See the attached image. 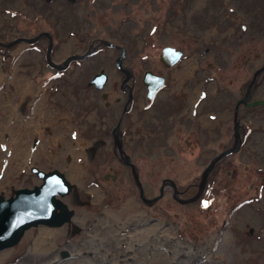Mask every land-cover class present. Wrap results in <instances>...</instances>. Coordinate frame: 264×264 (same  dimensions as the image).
Segmentation results:
<instances>
[{
    "label": "rangeland",
    "instance_id": "obj_1",
    "mask_svg": "<svg viewBox=\"0 0 264 264\" xmlns=\"http://www.w3.org/2000/svg\"><path fill=\"white\" fill-rule=\"evenodd\" d=\"M87 1L94 16L87 17L84 11L86 22H79L78 27L72 29L70 15H78L83 0L73 3L69 0H0V42L46 30L54 37L52 56L60 60L69 52L80 50L88 41V35H107L112 42L126 47V64L138 68L153 64V55L149 53L148 57L153 46L171 44L189 53L192 50L190 31L196 26L198 42L191 62L198 63V70L193 71L199 81L198 95L207 94L202 82L211 83L210 77L215 80V88L222 87L226 65L223 0ZM45 44L46 38L42 36L31 44L16 42L6 50L0 46V195L7 197L17 187L38 185L33 167L43 171L56 168L74 184L73 193L68 192L62 199L73 215L69 221L54 227H60V232L50 235L49 240L44 239L42 233H36L40 224L28 228L35 234L31 239L27 238L30 230L26 229L17 243L0 250V264H139L149 259L139 252L151 251L142 241L157 242L155 252L162 256L159 264H234V259L237 264H264V192L248 189L249 180L241 175L244 164L232 158L230 166L224 167L239 170L236 179L229 182L230 190L216 183L221 179L220 184H224V179L228 178L219 164L209 173L197 199L182 204L174 201L169 191H164L155 202L145 205L138 197L128 168L117 161L108 145H95L94 141H103L106 133L91 131L90 115L95 108L103 109V105L84 79L99 69H104L110 79L117 77L112 64L116 50L100 49L80 62H73L68 69L57 70L45 64ZM235 53H232V62L237 60ZM204 108L199 106V110ZM20 117L26 118L22 121ZM33 128H37L36 132L28 134ZM147 129L151 133L144 140L143 133ZM165 130L136 126L133 133L124 136V150L137 166L146 196L157 193L162 176L174 178L180 188L188 185L184 194L191 195L194 181L188 180L195 169L194 161L190 160L193 156L187 151L177 153L175 149L165 153L160 146ZM55 131H58L57 136H51ZM58 134L69 143L71 134L78 135L77 141L82 143L73 147L79 154L71 158L65 153ZM201 140L205 141L206 137L202 135ZM167 141L173 143L169 132ZM209 147L204 142L199 145L196 169H201L207 161ZM75 164L79 167L75 168ZM113 169L116 175L111 178ZM91 186L97 188L99 195L92 196ZM244 199L247 203H243ZM82 212L86 215L80 223L74 215ZM150 225L154 231L149 233L151 237L136 234L133 239L129 238L135 228L139 231ZM165 232L169 233V238L156 237ZM217 232H221V241H214ZM115 234L129 243L140 242L136 247L120 246ZM50 241L54 242V247ZM70 242L78 245L73 249L67 244ZM214 242L220 247L210 250ZM30 244L39 245L29 259L27 247ZM118 244L120 247H115ZM69 249L74 252L70 253ZM42 251L47 252L39 256L42 258L39 260L37 255ZM137 254L141 255L140 260Z\"/></svg>",
    "mask_w": 264,
    "mask_h": 264
},
{
    "label": "flooded vegetation",
    "instance_id": "obj_2",
    "mask_svg": "<svg viewBox=\"0 0 264 264\" xmlns=\"http://www.w3.org/2000/svg\"><path fill=\"white\" fill-rule=\"evenodd\" d=\"M69 2L73 3L74 0H69ZM87 2V0L81 2L82 6L78 15L71 13L72 29H76L79 22H86L83 14L87 17L94 16V10L88 6ZM223 3L226 65L222 87L215 88V86L217 87L215 80L210 77L208 80L211 83L206 82V85L205 81L202 82L204 85L202 88L207 87L205 88L207 94L205 95L202 91L203 95L201 96L196 92L199 90V81L196 80L193 74L195 69L198 70V63L191 62L193 55L196 54L195 49H197L198 42V37L195 35L197 33L196 26L190 31L192 50L189 53H184L182 47L171 44L153 46V49L150 48L151 50L148 52L149 58V53L153 55L151 57L153 64L151 66H139L138 68L126 64L124 61L126 54L124 45L112 42L109 36L101 34L88 35V41L80 50L69 52L60 60H55L52 56L54 37L46 30L40 29L31 36L22 35L7 42H0V46L3 50H6L16 42L31 44L44 36L46 38L43 53L45 64L57 70L68 69L73 62H80L100 49H115L116 54L113 57L112 64L117 77L110 79L104 69H99L89 78L84 79L87 86H89V90L101 98L103 105V109L97 110L95 108L90 115L93 125L91 131L99 130V132L106 133L103 141L98 139L94 142L98 147L100 144L108 145L117 161L123 164L115 152L119 144L128 155L129 161L135 166L139 179L136 164L124 150V136L126 133H133L136 126H142L143 128L153 126L159 130L166 128L165 134L160 137V146L164 152L175 149L177 153L187 151L193 156L190 160L191 162L194 161L195 169L192 178L188 181H194L191 183L194 191L191 195H186L184 193L188 185L180 188L174 178L162 176L156 194H158L161 186L163 188L158 198L163 195L164 191H169L171 198L178 203H180L178 199H188L193 196H196L193 200L197 199L204 188L209 173L219 164L223 168L227 165L230 166L232 158L244 164L241 175L248 178V189L251 191L261 189V193H263L264 0H223ZM84 11L86 13H83ZM32 37L33 40L30 42L17 40ZM232 40H234V44H232ZM120 46L124 48L122 55L120 54ZM164 47L173 48L178 52L175 60L171 61L168 58L162 60V49ZM233 52H236L235 58H237L234 62L231 60ZM117 57H120L118 64L116 63ZM148 61L150 62V60ZM80 89L82 90V88ZM220 100H222V103ZM199 106L205 108L199 110ZM30 108L35 109L33 105ZM86 126L89 127V125ZM167 132L172 136L173 143L171 144L167 141ZM150 133V129L145 130L143 139L146 140ZM202 135L206 137L205 141L201 140ZM203 139L205 138L203 137ZM203 142L207 144V147H209V143L211 147L206 153L207 161L198 170L196 169V166L199 165L198 149ZM143 144V148H145V142ZM210 162L204 185L199 189L198 185L202 172ZM123 165L128 168L132 178L130 166ZM223 173L228 176L224 179V184H220L221 179H217L216 183L230 190L229 182L236 179L239 170L236 167L231 168V170L224 168ZM35 175L39 182L40 178L36 173ZM112 175L115 177V169H113L110 177ZM195 178L197 179L195 180ZM170 182H172L175 189H173ZM156 194L150 197L145 194L144 196L149 199ZM156 200L144 204L148 206ZM243 203H247V200L244 199ZM220 233H216L217 237L214 241H221Z\"/></svg>",
    "mask_w": 264,
    "mask_h": 264
},
{
    "label": "water",
    "instance_id": "obj_3",
    "mask_svg": "<svg viewBox=\"0 0 264 264\" xmlns=\"http://www.w3.org/2000/svg\"><path fill=\"white\" fill-rule=\"evenodd\" d=\"M41 33L45 34L46 32ZM17 40L30 42L33 40V37L19 38ZM119 48L120 54L122 55L124 48L123 46ZM162 53V60L168 58L173 61L178 55V52L170 47H164ZM119 60L120 57H117V64ZM115 152L123 164L130 166L132 178L141 201L143 203H150L156 200L161 195L163 187H160L158 194L154 197L149 199L146 198L143 194L136 168L129 161L128 155L119 144ZM211 162L202 172L201 180L198 185L199 189L204 185L205 175ZM32 170L40 178L38 185L17 187L13 189V194L7 197L0 195V250L17 243L24 231L31 226L40 224L47 227H56L69 221L72 217L73 211L61 199V197L65 196L71 190L70 188L72 185L66 178L64 172L56 168L43 171L33 167ZM111 178H114V175H112ZM170 184L173 189H175L172 182H170ZM195 197L196 196L188 199H178V201L184 203L193 200Z\"/></svg>",
    "mask_w": 264,
    "mask_h": 264
},
{
    "label": "bare ground",
    "instance_id": "obj_4",
    "mask_svg": "<svg viewBox=\"0 0 264 264\" xmlns=\"http://www.w3.org/2000/svg\"><path fill=\"white\" fill-rule=\"evenodd\" d=\"M197 2H198V0H197ZM199 2H201V1H199ZM184 72V71H183ZM181 74V73H180ZM186 74V73H185ZM183 76V75H182ZM178 78V77H177ZM181 80V79H180ZM182 81V80H181ZM18 83V82H17ZM181 84V83H180ZM17 85V84H16ZM196 92H198V91H196ZM193 93V92H192ZM191 94V93H190ZM200 96V95H199ZM198 99V98H197ZM25 108H26V106H25ZM5 110V109H4ZM3 111V110H2ZM37 112V111H36ZM2 113V112H1ZM26 118V117H25ZM25 118L23 117H20V119L22 120V121H24L25 120ZM20 120V121H21ZM28 120V119H27ZM207 120V119H206ZM21 121V122H22ZM203 122H205L204 120H203ZM24 123V122H23ZM26 123V122H25ZM28 124H30V122L28 123ZM32 124V123H31ZM24 125V124H23ZM5 126V125H4ZM45 125L44 124H42L41 125V128H43ZM36 129L37 128H33V129H30V131H28V134H34L35 132H36ZM38 131V130H37ZM56 132H58V131H55V132H52V134H50L51 136L52 135H54V136H57V133ZM60 133V132H59ZM50 135H48V136H50ZM59 136H60V138H61V140H59L62 144H63V149H65V153H67L71 158H73V157H75L77 154H79V151H77L73 146L74 145H76V146H80V144L82 143V142H78L79 141V137H78V135H75V134H71L70 135V137H69V139H68V141L71 139L72 141L69 143V142H67V139L66 138H64V137H62L60 134H58ZM51 138H53V137H51ZM17 139H19V138H17ZM21 139V138H20ZM50 139V138H49ZM54 139V138H53ZM59 138H56V140H58ZM65 141H64V140ZM78 140V141H77ZM52 141V140H51ZM50 141V142H51ZM27 142H29V141H27ZM59 142V143H60ZM56 143V142H55ZM57 143H58V141H57ZM19 145H20V143H18ZM22 144V143H21ZM29 144V143H28ZM27 147V146H26ZM61 147V146H60ZM60 151V150H59ZM63 151V150H62ZM61 153H63V152H61ZM66 154V155H67ZM81 154V153H80ZM65 156V155H64ZM79 167V165H77V164H75L74 165V167L76 168V167ZM74 184H73V182H72V185H71V190L69 191V192H71L72 193V191H74ZM73 188V189H72ZM90 190H91V194H92V196H95V195H99L98 194V191H97V188L96 187H93V186H91L90 188H89ZM95 198V197H94ZM99 198V197H98ZM61 199H63V197H61ZM65 200V199H64ZM63 200V201H64ZM95 201V200H94ZM128 206V205H127ZM125 208V207H124ZM73 215V214H72ZM84 215H86L85 214V212H82V214H75L74 215V217L76 216V218H77V221H79L80 223H82V218L84 217ZM140 215H138V216H135V217H133V218H130V220H133L134 218H138ZM73 217V218H74ZM79 218V219H78ZM73 222V221H72ZM76 224V223H75ZM132 226H134V225H132ZM95 227V226H94ZM153 227V226H152ZM157 227V226H156ZM156 227H155V229H156ZM60 228V227H59ZM59 228H52V227H47V226H45V225H40V226H38L37 227V230H36V233L37 234H41L42 233V235H44V239H48L49 238V236L50 235H54V234H56L57 232H60V230H58ZM62 229V228H61ZM119 230H120V228H118ZM117 229V230H118ZM136 229V228H135ZM135 229H134V232L132 233V235H130L129 236V238H131V239H133V237H135V235L137 234V235H140V234H143L144 236H145V238L147 237V238H149V237H151L150 235H149V233H152L151 231H153V229H151V225L150 226H143L139 231H135ZM28 230H30L29 232H28V235H27V238L29 239L30 237H32L33 235H35V234H33V230H31V229H28ZM27 230V231H28ZM65 231V230H64ZM116 232H119V231H116ZM154 232V231H153ZM156 232V231H155ZM61 233H62V230H61ZM156 234V233H155ZM154 234V235H155ZM169 233H167V232H165V233H159V234H157V238L159 239V236H163V238H169L170 236L168 235ZM116 235V234H115ZM114 235V237L116 238V240H118V241H116V242H118L119 244H120V246L123 244V245H126V246H129V247H131V246H134V247H136V245L135 244H137L138 242H140V241H131V243H129V241H123V238L122 237H120V236H115ZM41 236V235H40ZM143 236V237H144ZM37 237V236H36ZM113 237V238H114ZM141 237V236H140ZM43 238V237H42ZM52 238V237H51ZM137 238V237H136ZM31 239V238H30ZM37 239V238H36ZM40 240V239H39ZM38 240V241H39ZM49 240V239H48ZM52 240V239H51ZM152 240V239H151ZM115 241H113V242H115ZM35 241H33V243H34ZM40 242V241H39ZM43 242V241H42ZM47 242V241H46ZM50 242H52V246L54 247L55 245H54V242L53 241H50ZM78 242V241H77ZM80 242V241H79ZM128 242V243H127ZM142 243H144L146 246H147V248L148 249H151V251H145L144 249H142L139 253H145L144 255L146 256V255H148V257H149V259L148 260H145V261H143V262H141V263H139V264H159V260L162 258V256L158 253V252H155V249H156V246H157V242L156 241H142ZM221 243V242H220ZM69 246H71V248H73L74 249V246L75 245H78V244H73L72 242H70V243H67ZM66 244V245H67ZM119 244L117 245V246H115V247H120L119 246ZM130 244H131V246H130ZM218 244V242H214L212 245H211V247H210V250H212V249H216L217 247H220L219 245H217ZM37 245H39V244H30L27 248H28V250H30L29 251V259L30 258H32L31 257V255L34 253V248H36L37 247ZM32 247V248H31ZM31 248V249H30ZM76 248V247H75ZM73 249H69L70 251V253H73L74 252V250ZM77 249V248H76ZM218 249V248H217ZM117 250V249H116ZM67 251H68V249H67ZM119 251H121V250H119ZM45 252H47V251H42V252H39L38 253V255H37V257H38V259L40 260V259H42V258H39V256H41V255H44V253ZM199 252L200 251H197V254H199ZM67 253V252H66ZM145 256H144V258H145ZM137 258L140 260L141 259V255L140 254H137ZM151 258V259H150ZM149 260H151V261H149ZM113 261V260H112ZM115 262V261H114ZM64 263V262H63ZM233 263L234 264H237V262L235 261V259L233 260ZM41 264H44V262L43 263H41ZM65 264V263H64ZM66 264H70V263H66ZM114 264H116V263H114ZM125 264H128V263H125ZM226 264H228V263H226Z\"/></svg>",
    "mask_w": 264,
    "mask_h": 264
}]
</instances>
